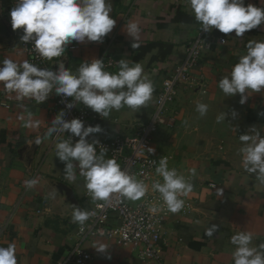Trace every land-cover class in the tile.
<instances>
[{"label":"crops","instance_id":"1","mask_svg":"<svg viewBox=\"0 0 264 264\" xmlns=\"http://www.w3.org/2000/svg\"><path fill=\"white\" fill-rule=\"evenodd\" d=\"M110 2V17L116 24L103 43L73 41L61 57L48 60L49 69L55 70L60 61L75 71L82 61L93 58L116 62L126 59L130 66L138 63L143 67L153 83V96L201 25L185 0ZM15 3L16 0H0V61L28 60L19 47L22 28L14 31L10 25L9 11ZM245 4L264 7V0H245ZM177 10L192 19L173 21ZM129 21L140 26V46L158 42L163 46L155 45L134 59L136 48L131 47L132 38L123 31ZM213 37L212 48L193 71L203 75L207 90L202 93L188 84L178 85L171 107L179 111V117L172 129H160L152 142L158 155L171 157L169 168H175L193 185L185 196L190 203L188 212L170 213L164 222L162 264H234L232 253L236 246L230 237L240 231L253 233L251 246L264 243V184L244 170L239 153V136L251 127L264 136V89L251 93L241 105L239 94L227 97L218 87L219 80L246 53L247 41L264 40V24L245 32L243 37L213 29ZM219 38L225 41L220 43ZM104 70L116 73L118 65ZM54 102V92L41 104L28 98L17 100L15 93L7 92L0 84V245H16L18 264H55L77 241L73 205L86 211L91 207L79 169H74L75 179L66 178L64 162L55 154L58 141L54 135L45 137L39 145L34 143L37 136L44 137L55 117ZM197 102L208 105L206 115L196 111ZM25 108L39 122L37 128L24 127L20 117L26 115ZM151 110L152 99L136 112L127 106L112 110L109 117L93 123L103 131L91 134V142L133 135L138 124L147 121ZM233 110L235 117L231 116ZM223 112L228 114L225 121L217 123V116ZM32 178H37L38 183L26 188L24 181ZM212 224L218 225V230L209 237L205 231ZM99 244L108 247L98 252L94 247ZM83 247L92 255L90 264H155L141 260L136 249L113 240H85Z\"/></svg>","mask_w":264,"mask_h":264},{"label":"clouds","instance_id":"2","mask_svg":"<svg viewBox=\"0 0 264 264\" xmlns=\"http://www.w3.org/2000/svg\"><path fill=\"white\" fill-rule=\"evenodd\" d=\"M185 3L205 33L215 29L223 34L234 32L236 37H243L245 32L264 24V7L246 5L245 0H185ZM111 11L110 0H16L9 17L12 30L23 29L21 42H32L43 58L51 60L61 57L66 46L73 41L103 43V38L116 24L110 17ZM123 31L132 38L131 47L138 48V22L129 21ZM245 48L246 53L218 82L225 96L239 94L241 105L246 103L251 93L264 89V40H248ZM116 63L118 71L111 73L104 70V61L97 58L82 61L75 71L66 68L62 61L52 70L38 67L28 60L4 59L0 61V84L7 92L15 93L17 100L28 98L37 104L44 102L53 92L65 98L71 97L73 100L65 105L67 109L82 104L101 118H107L112 110L119 111L125 106L136 112L149 105L154 86L144 74L143 67L138 63L130 66L126 59ZM196 111L204 116L208 105L197 102ZM25 113L20 117L24 127L37 128L39 122L32 119V113L26 108ZM65 115L63 110L55 115L44 137L37 136L34 143L39 145L45 137L56 135L55 154L64 162L66 178L75 179L74 169L78 168L93 200L106 201L113 193L132 201L143 198L148 191L146 184L122 170L115 159L106 158L107 149L98 140L88 141L91 134L103 131L101 126H86L79 118L66 120ZM226 115L225 112L218 115L217 123L225 121ZM236 115L233 110L231 116ZM66 132L70 135L62 139L59 134ZM73 137H78V140L73 142ZM239 140L244 170L255 174L264 184V136L251 127L239 136ZM97 145L100 146L99 153ZM147 151L151 153L154 150L148 148ZM155 172L161 179L152 183V190L159 193L168 211H180L184 207V200L180 197L193 190L192 183L178 174L175 168H169L166 157L159 160ZM37 183V178L24 181L26 188ZM151 211L156 212L157 209L153 207ZM91 214L73 205L72 222L83 225ZM217 230L218 225L212 224L205 235L212 237ZM252 240L253 233L249 231H240L230 237V242L236 246L232 253L234 264H264V243L253 247ZM107 247L99 244L94 248L104 252ZM0 264H18L14 243H8L6 247L0 245Z\"/></svg>","mask_w":264,"mask_h":264},{"label":"built area","instance_id":"3","mask_svg":"<svg viewBox=\"0 0 264 264\" xmlns=\"http://www.w3.org/2000/svg\"><path fill=\"white\" fill-rule=\"evenodd\" d=\"M22 34L23 29L20 36ZM218 41L223 43L225 39L219 38ZM213 42V30L205 33L200 27L196 35L184 45L183 57L174 65L170 74L164 77L152 96V110L147 121L138 124L133 135H117L108 141L98 140L99 144L107 149V158L115 159L122 170L142 180L148 191L143 198L136 201L126 199L119 193H113L106 201H100L93 200L87 190L85 196L91 202V207L87 211L92 214L83 225L77 223L75 230L77 241L56 260L55 264H90L92 255L83 247V242L92 239H108L122 246H130L137 250L141 260L162 264L163 225L172 212L167 210L159 193L154 192L151 186L155 180L161 179L155 172L159 160L162 157L169 160L171 157L165 154L158 155L152 147V142L160 129H172L179 117V111L171 107L176 98L178 85L188 84L192 88L200 89L202 93L207 90L203 75L201 73L195 75L193 71L203 54L212 48ZM19 47L30 63L49 69L48 59L36 51L32 42L24 44L19 37ZM116 64V61H104L105 67ZM70 101H72L70 97L55 94L52 108L54 115L63 110L66 120L79 118L86 126H93L95 121L103 119L82 104L67 109L65 105ZM59 135L62 139H67L70 134L66 132ZM90 137L91 135L87 138L89 142ZM54 140H57L55 134ZM76 140L78 137H73V142ZM148 148L154 151L149 153ZM96 149L99 153L100 146L97 145ZM180 198L184 200V207L178 212L186 213L190 203L185 195ZM153 207L157 209L156 212L151 211Z\"/></svg>","mask_w":264,"mask_h":264},{"label":"trees","instance_id":"4","mask_svg":"<svg viewBox=\"0 0 264 264\" xmlns=\"http://www.w3.org/2000/svg\"><path fill=\"white\" fill-rule=\"evenodd\" d=\"M192 19L191 16L177 10L174 17L172 18L173 21H178V20H190ZM163 46V43H150L147 46H139L138 48H136V55L134 57V59H139L146 51L150 50L153 46ZM170 46V45H169Z\"/></svg>","mask_w":264,"mask_h":264},{"label":"rangeland","instance_id":"5","mask_svg":"<svg viewBox=\"0 0 264 264\" xmlns=\"http://www.w3.org/2000/svg\"><path fill=\"white\" fill-rule=\"evenodd\" d=\"M155 139V138H154ZM155 143H157L158 144V138L156 139V142Z\"/></svg>","mask_w":264,"mask_h":264}]
</instances>
